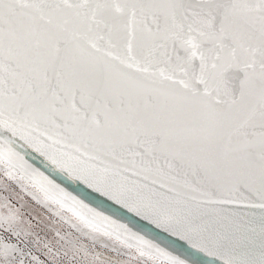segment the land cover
Wrapping results in <instances>:
<instances>
[{
	"label": "snow or ice",
	"instance_id": "obj_1",
	"mask_svg": "<svg viewBox=\"0 0 264 264\" xmlns=\"http://www.w3.org/2000/svg\"><path fill=\"white\" fill-rule=\"evenodd\" d=\"M0 177V264H264V0H0Z\"/></svg>",
	"mask_w": 264,
	"mask_h": 264
},
{
	"label": "rangeland",
	"instance_id": "obj_2",
	"mask_svg": "<svg viewBox=\"0 0 264 264\" xmlns=\"http://www.w3.org/2000/svg\"><path fill=\"white\" fill-rule=\"evenodd\" d=\"M3 197H11L13 203H16L18 200H20L21 197H23L20 202L24 203L25 205L23 209V214L26 219L35 217L41 222H49L50 216L47 217L45 213L40 210V208L34 206L33 201L31 199L26 196H23V193L14 183L7 181L3 177H0V198Z\"/></svg>",
	"mask_w": 264,
	"mask_h": 264
},
{
	"label": "bare ground",
	"instance_id": "obj_3",
	"mask_svg": "<svg viewBox=\"0 0 264 264\" xmlns=\"http://www.w3.org/2000/svg\"><path fill=\"white\" fill-rule=\"evenodd\" d=\"M33 204H34V206H36L37 208H40V210H42V212L45 213V215H46L47 217L50 216V214L46 211V209H44L43 207H41V206H39V205H36L34 202H33ZM67 215H70V214H67ZM56 226H57V227H61V225H60L59 223H57ZM62 230H63L64 234H66V235H71V238H72V239H75V238H76V234H75L74 232H72L71 229H69L66 225L62 226ZM81 242H82V243H85V244H90V242L87 241V240H83V241H81ZM97 250H99V249H97ZM110 258H111V257H110Z\"/></svg>",
	"mask_w": 264,
	"mask_h": 264
},
{
	"label": "water",
	"instance_id": "obj_4",
	"mask_svg": "<svg viewBox=\"0 0 264 264\" xmlns=\"http://www.w3.org/2000/svg\"><path fill=\"white\" fill-rule=\"evenodd\" d=\"M30 162H33L36 166L41 167V170L46 171L45 169H43V167L41 165H39L38 161H32L31 158H30ZM71 188H75V186L73 185V186H71ZM77 191H79V190H77Z\"/></svg>",
	"mask_w": 264,
	"mask_h": 264
}]
</instances>
